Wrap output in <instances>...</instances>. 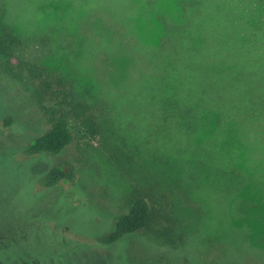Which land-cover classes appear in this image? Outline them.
I'll return each mask as SVG.
<instances>
[{
    "label": "rangeland",
    "instance_id": "rangeland-1",
    "mask_svg": "<svg viewBox=\"0 0 264 264\" xmlns=\"http://www.w3.org/2000/svg\"><path fill=\"white\" fill-rule=\"evenodd\" d=\"M0 23L23 39L21 59L73 83L98 126L90 138L71 122L73 142L56 158H19L44 128L25 114L2 128L17 104L0 82V205L31 222L32 251L51 264H264V0H0ZM164 41H180L171 58ZM169 69L233 112L227 147L209 134L185 141L167 123L158 137L148 101L159 82L171 88ZM55 164L71 165L76 181L40 189ZM135 189L165 196L184 244L95 242Z\"/></svg>",
    "mask_w": 264,
    "mask_h": 264
},
{
    "label": "trees",
    "instance_id": "trees-1",
    "mask_svg": "<svg viewBox=\"0 0 264 264\" xmlns=\"http://www.w3.org/2000/svg\"><path fill=\"white\" fill-rule=\"evenodd\" d=\"M173 32L175 35L178 33ZM179 44L180 41L163 42V47L169 49V58ZM23 46V39L12 27L0 23V82L14 94L13 101L17 104L13 113L4 117L2 128L10 130L18 126L24 114L29 123L44 128L41 134L33 137L32 142L20 150L18 157L24 160L58 157L73 142L71 122L78 124L90 138H95L98 126L90 101L61 74H54L37 63L21 59L18 53ZM172 70L166 71L171 88L163 87L165 80L159 82L148 101V105L153 107L155 120L159 122L158 130L164 132L158 133V137L164 138V134L172 132L165 125L167 123L174 126V132L182 135L185 141L190 136L209 134L212 140H219L224 148L227 147L224 143L232 131L233 112L215 107L196 96L182 74ZM166 105H170L169 108ZM230 150L232 158H237V151ZM226 163L229 168L230 164ZM76 179L77 174L71 165L55 164L37 179L36 184L42 190H50L64 182L74 183ZM5 196L0 190V198L4 199ZM157 196L151 191L135 189L125 197V211L114 216L112 229L97 236L95 242L103 247L113 246L129 235L141 234L170 249L179 248L186 240L182 221L168 210L165 196ZM12 216V212H7L0 205V264H51L49 256L32 251L38 249L29 225L26 226L31 222H15Z\"/></svg>",
    "mask_w": 264,
    "mask_h": 264
}]
</instances>
